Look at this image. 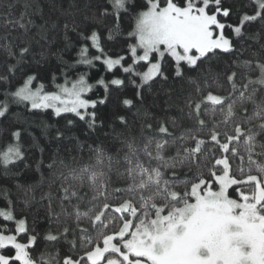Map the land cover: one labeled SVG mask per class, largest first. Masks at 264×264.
Here are the masks:
<instances>
[{
  "label": "snow or ice",
  "instance_id": "obj_1",
  "mask_svg": "<svg viewBox=\"0 0 264 264\" xmlns=\"http://www.w3.org/2000/svg\"><path fill=\"white\" fill-rule=\"evenodd\" d=\"M251 4L248 11L235 0H88L83 9L71 5L90 20L77 23L48 0L69 17L63 48L53 51L61 25L45 18L40 0H0V120L10 132L0 179L16 180L23 194L13 199L12 188L0 187V264H264V0ZM107 42L126 45L123 54L109 53ZM73 49L69 62L64 54ZM49 55L60 61L62 83ZM99 67L110 78L93 83ZM48 71L54 90L43 83ZM17 74L23 83L12 90ZM157 84L163 115L133 113ZM129 86L131 98L117 97L123 112L101 119L100 106ZM99 88L103 95L92 98ZM12 105L66 120L54 140L74 142L70 160L57 149L48 177L36 137L26 145L23 129L11 130ZM77 120L89 132L110 128L104 135L113 143L66 137ZM33 149L40 179L21 184ZM86 153L90 162L81 163Z\"/></svg>",
  "mask_w": 264,
  "mask_h": 264
},
{
  "label": "trees",
  "instance_id": "obj_2",
  "mask_svg": "<svg viewBox=\"0 0 264 264\" xmlns=\"http://www.w3.org/2000/svg\"><path fill=\"white\" fill-rule=\"evenodd\" d=\"M3 2H6V0H3ZM40 2L44 6L45 11V18L47 19L49 14H51L53 20H58L61 29H59V39L60 43L56 46H54L53 51H56L57 48H63V32H62V25L65 22L66 19H69V17L60 16L59 11H53L48 7V0H40ZM58 3L62 5L61 10L65 11L66 13H71L76 15L77 23H90L89 21L84 20V12L81 11L78 13L77 8L71 7V5H79L80 9H83L84 4L88 2V0H57ZM93 4L97 2V0H92ZM101 3H107V0H99ZM236 7H245L248 11H252V4L251 0H235ZM90 16V13H89ZM37 19V23H40L41 21ZM235 19V16L233 17V20ZM127 26V21L125 22L124 27ZM2 30H0V35H2ZM69 37L73 44H75L77 47L78 45V38L74 32H69ZM105 49L109 53H120L123 54L122 49L126 47L123 43H115V42H107L104 44ZM34 52H39L40 49L38 47H34ZM94 54V52H93ZM75 57V49L66 52L64 54V59L71 62ZM31 59V58H30ZM37 59L39 57L37 56ZM41 63H44V61H41ZM3 66V54L0 53V68ZM47 66L52 70L56 71L57 74V83H62L63 78L60 76V73L58 71V68L61 66L60 61L54 57V56H48L47 57ZM83 70V69H80ZM52 71H48L47 73L43 74V83L46 86L47 90H54V86L51 81V75ZM70 76L73 78L76 75V71H70ZM101 75H104L106 78H110V76L104 72L102 67H99L98 69H94L90 72V76L92 78L91 82H95L96 79H98ZM20 77V74H17V79H15L12 83V90H14L15 87L21 85L23 83V80ZM37 82H34L33 87L36 86ZM5 85H0V92H2ZM160 85L157 84L154 86V89L152 91H146L145 93V102L143 105L137 104L136 108L132 109V112L135 113L137 109L143 112L144 109H147L150 113H154L156 115H163L161 112V108L164 107V100L166 97L164 96L163 92H159ZM158 93V95H157ZM89 95L92 98H97L99 96L103 95V89H94L93 93H89ZM133 96V90L129 86L126 89H123L121 93L112 92L110 102L107 104V106H100L98 109V115L101 119H104L106 121H110L112 117V113L114 111L120 110L123 112V105L119 104V100H122L125 97L131 98ZM119 97V100L117 99ZM4 97L2 94H0V100H3ZM153 103H155V107H153ZM170 115H176L177 113L175 110L169 111ZM10 121H18V123H15L12 125L11 130H15L16 127H20L23 129V142L27 145L30 137L29 134L34 135L37 139V142L39 144V147L44 149V164L45 167L41 169L43 171L45 177H48V169L46 165L50 162V157L52 154L59 149V154L61 157L65 158L66 160H70V153L69 149H72L74 146V142L69 139H64L62 142L57 143L55 142L54 138L56 135V129L64 130L66 120L60 119L57 117H54L50 114L45 115H31L29 114L22 105H12L11 110L9 113ZM68 118H71L69 115ZM129 118L132 119L131 114H129ZM9 124V120H0V149L4 148L7 143L10 142V132L6 130V126ZM111 129L108 127L105 128H98L95 132H89L86 125L83 122L76 121L75 126L71 129V131L65 132L66 137H72L77 136L80 137L81 140L85 139V133H88V142L92 143H104L105 145H110L113 143V141L110 138L105 137V132H110ZM117 132H120L121 129L117 127ZM132 135L138 136V128L133 127L131 131ZM117 146H120L117 144ZM74 154V153H72ZM87 153L85 155L84 160L81 163H89L90 161L87 158ZM40 159V152L38 149H33L28 154V163L32 165L31 171H25L18 179V182L21 184L26 183H32L36 182L40 179V174L35 171V163L37 160ZM75 166V165H74ZM23 165H20V168H22ZM15 171V169H14ZM17 181L16 180H3L0 179V187H10L12 188V198L15 199L17 196L20 197V199H23V194L18 193L14 187H12ZM53 191H55L56 185H51ZM49 189V185L45 183L41 188L37 189L35 195L36 198L39 199L42 192H46ZM0 206H3V200L0 199Z\"/></svg>",
  "mask_w": 264,
  "mask_h": 264
}]
</instances>
